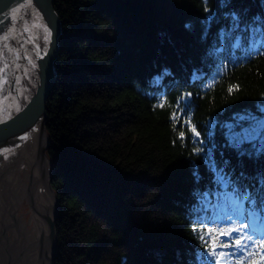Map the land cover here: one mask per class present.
Returning a JSON list of instances; mask_svg holds the SVG:
<instances>
[{"label": "trees", "instance_id": "trees-1", "mask_svg": "<svg viewBox=\"0 0 264 264\" xmlns=\"http://www.w3.org/2000/svg\"><path fill=\"white\" fill-rule=\"evenodd\" d=\"M54 6L55 264H215L200 236L226 229L212 214L245 192L256 204L244 202V217L264 232V139L236 148L226 127L264 107V0Z\"/></svg>", "mask_w": 264, "mask_h": 264}, {"label": "water", "instance_id": "water-1", "mask_svg": "<svg viewBox=\"0 0 264 264\" xmlns=\"http://www.w3.org/2000/svg\"><path fill=\"white\" fill-rule=\"evenodd\" d=\"M62 32L54 0H0V264H55L58 253L46 103Z\"/></svg>", "mask_w": 264, "mask_h": 264}, {"label": "snow or ice", "instance_id": "snow-or-ice-1", "mask_svg": "<svg viewBox=\"0 0 264 264\" xmlns=\"http://www.w3.org/2000/svg\"><path fill=\"white\" fill-rule=\"evenodd\" d=\"M205 3H207V0H205ZM232 19L235 22V25L238 26L239 24V17L236 16L235 14L232 15ZM7 39V37H5ZM47 39V36L45 37ZM7 67V65H5ZM238 87V86H236ZM230 91L232 90L231 88L229 89ZM163 106V104H161ZM172 119L174 121H179L180 117L176 112H173L172 114ZM240 119H247L246 117H241ZM185 123H190V120L184 121ZM192 131L196 134V136H199L200 133L196 132L195 127L192 128ZM184 133L181 132L180 136L183 137ZM259 135V132L257 128L255 127H250L248 129H244L243 131L236 133L230 130L229 137L232 145L236 148H241L243 144L246 142L253 141L257 136ZM261 139H264V137H261ZM197 152H200L201 149L197 148ZM213 167L215 168V162H213ZM219 181L222 183L227 184L229 181L226 180L225 176L222 174L219 175L218 177ZM247 201L249 204L255 205L256 200L254 197L251 196L250 193L245 192L242 198H237L235 201V211L237 215L243 216L246 209L244 207V202ZM262 205H264V201L261 202ZM245 225L241 224L240 226H233L231 228L227 229H208L207 230V235L209 236L208 240H205V235L204 233L201 234L200 239L204 241L205 246L207 248V252L205 255H210V257H218V258H224L226 255L231 256L234 253H224V252H217V248H232L240 251L241 253H248L249 256H251V252H249V245L246 243V241H251L252 237L249 235H246L243 231ZM216 232L220 236H228L229 239L226 241H221L217 243V238L212 236V233ZM233 233H239L238 236H233ZM255 242H253L254 244ZM218 264V261H217ZM237 264H244L243 258H241Z\"/></svg>", "mask_w": 264, "mask_h": 264}, {"label": "rangeland", "instance_id": "rangeland-1", "mask_svg": "<svg viewBox=\"0 0 264 264\" xmlns=\"http://www.w3.org/2000/svg\"><path fill=\"white\" fill-rule=\"evenodd\" d=\"M241 117H246L247 119H240ZM226 127H227V133H228L227 136L229 138L230 143H231L230 137H229L230 130L233 132L239 133V132L243 131L244 129H248L250 127L257 128L259 135L253 141H250V142H252L255 145H259L261 143V141L263 140V139H261V137H264V107L261 108L260 113L247 112V113H243V114L238 115L233 121L228 122ZM246 143H249V142H246ZM234 209H235L234 202H228L223 207V211L227 212L228 215L231 217L229 219V222H233L234 217H236V211ZM250 228L251 227L247 226V228H246L247 231H245V233H246V235L251 236L252 240L246 241V243H248V245H249V251L250 252L253 251V247H251V246L256 245L257 251H258V256H259V254H260V250H259L260 237H258V232H257L256 228H255L256 232H253V230ZM253 242H255V243L253 244ZM236 252H238V251L236 250ZM240 254H245V253L240 252ZM221 259L224 261L226 260L225 257L221 258Z\"/></svg>", "mask_w": 264, "mask_h": 264}]
</instances>
